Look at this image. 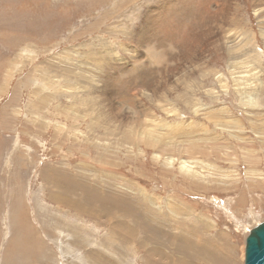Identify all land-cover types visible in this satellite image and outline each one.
<instances>
[{
    "label": "rangeland",
    "instance_id": "rangeland-1",
    "mask_svg": "<svg viewBox=\"0 0 264 264\" xmlns=\"http://www.w3.org/2000/svg\"><path fill=\"white\" fill-rule=\"evenodd\" d=\"M260 2L0 0V264H175L179 240L189 264H244L245 238L264 221ZM143 28L151 43L140 46ZM234 30L254 44L240 48ZM149 44L166 56L148 77L135 66L153 63ZM126 211L145 215L154 238L138 246L137 225L123 238L102 225Z\"/></svg>",
    "mask_w": 264,
    "mask_h": 264
},
{
    "label": "bare ground",
    "instance_id": "bare-ground-1",
    "mask_svg": "<svg viewBox=\"0 0 264 264\" xmlns=\"http://www.w3.org/2000/svg\"><path fill=\"white\" fill-rule=\"evenodd\" d=\"M258 2H259V0H258ZM105 3V2H104ZM180 3V2H179ZM261 6L260 7H258L257 9H256V13H257V11H259V10H263V7H264V0H262V2H260L259 3ZM164 6H166L167 7V4L166 3H164L163 4ZM187 5V4H186ZM190 7V6H189ZM176 9V8H175ZM174 9V10H175ZM177 12V11H176ZM263 13H264V11L261 13V21H262V23H264V15H263ZM173 20H175V19H173ZM173 23H174V21H173ZM116 28V27H115ZM232 30V29H231ZM235 31V30H234ZM243 33H238V32H236L235 31V35L232 37V39H231V41L233 42V43H236V42H240V48H243V45H245L246 43H250V44H254V40L252 39V37H250V36H247V37H243V36H241ZM262 34H264V31H262ZM149 34L146 32V31H144V28H143V30H141V32L139 33V35H138V37H139V45L141 46V45H144V44H146V43H151V38H149ZM239 36H241V39L239 38ZM150 46H149V48L147 47L146 49H147V51L149 52V54H150V57H151V59H152V61H153V63H149V65H147V66H143V65H141V62L143 61V59L141 58V59H139V61H140V64L138 65H136L135 67H137V68H144V69H146V70H144L143 72H142V75L143 76H150L151 74H153V72H152V70H157V72H158V70H159V68L161 67V65L160 64H163V62L165 61V56H166V54L164 53V52H166V50L165 49H163V48H160V49H158V48H156V47H153V45L152 44H149ZM251 51H253V50H251ZM253 52H255V51H253ZM113 53V52H112ZM231 53V52H230ZM99 54V53H98ZM136 54L137 53H134L133 54V57H136ZM107 55V54H106ZM109 55V54H108ZM99 56V55H98ZM102 56L104 57V60L105 59H107L106 57H105V55L104 54H102ZM112 56V55H111ZM115 57H113L112 56V59H114ZM120 59V58H119ZM150 59V60H151ZM116 61H117V59H116ZM115 61V62H116ZM134 61H136V59L134 60ZM149 61V60H148ZM73 63V62H72ZM146 63V62H145ZM230 63L232 64V66H231V69H230V71H231V73H232V77L235 79V81H237V78L236 77H238V76H235L234 74L236 73L234 70H235V64H234V62L233 61H230ZM71 64V63H70ZM148 64V63H147ZM153 64H155V65H153ZM159 64V65H158ZM73 65H74V63H73ZM233 66H234V68H233ZM74 67H75V65H74ZM103 70V69H102ZM129 70H133V68L132 67H130L129 68ZM236 70H237V68H236ZM126 71V70H125ZM229 71V72H230ZM131 72V71H130ZM235 72V73H234ZM241 73V72H240ZM246 74V73H245ZM99 76V75H98ZM242 76V75H241ZM244 77V76H243ZM246 77V76H245ZM240 78V77H239ZM244 79V78H243ZM248 80V79H247ZM143 82V81H142ZM220 82H222V81H220ZM242 82V81H241ZM244 82V81H243ZM247 82V81H246ZM88 83H89V81H88ZM144 84V83H143ZM222 84V88H224L226 85L224 84V83H221ZM244 84V83H243ZM247 84V83H246ZM92 86H91V90H97L98 88H100V90H104V86L102 87V86H94L93 84H91ZM248 86L247 87H249V86H255L254 85V83H249V84H247ZM234 86H235V90H238L241 94H250V91H247V90H241V89H243L246 85H244L243 87L242 86H240L239 84H238V82H235V84H234ZM75 88H77V87H75ZM104 91H106V90H104ZM243 105L244 106H246V108H251V110H252V107H254L255 106V101H253L252 99H250V100H244L243 101ZM198 108V107H197ZM196 108V109H197ZM200 108V107H199ZM127 110H128V112H131L132 113V110L131 109H129V108H126ZM193 109V108H192ZM229 111V110H228ZM248 114L249 115H253V114H251V112H248ZM172 115V114H171ZM256 116V115H255ZM146 120H148V119H146ZM221 123V122H220ZM225 124V123H224ZM228 126V125H227ZM222 128H224V126H222ZM249 154V153H248ZM154 156L155 157H159L160 155H159V152L158 153H156V154H154ZM165 159H166V162L168 163V164H172L173 162H174V160H177L179 163H180V166H179V170L182 172V173H184L185 175H187L192 181H194V179H198L199 181H201V180H203L204 178H205V174H203L202 173V171L199 169L200 167H197V165L195 164V165H193V164H191V163H193V161H190V160H187V159H181V158H178V159H175V157H172V156H170V155H167L166 157H164ZM202 167V166H201ZM194 168H196V169H194ZM208 173V172H207ZM206 179V178H205ZM204 179V180H205ZM206 181V180H205ZM205 183V182H204ZM51 184L52 185H55L56 184V180H54V182H53V180H51ZM56 186V185H55ZM66 190H68V191H70L69 189H66ZM142 192H144L143 190H142ZM144 194V193H143ZM146 194V193H145ZM100 197H102V196H100ZM82 198L84 199L83 201H84V203L86 204V205H90V204H92V202H93V200L94 199H96V200H98V198H99V196L95 193V190L93 189V190H91V188L89 187V188H86L85 189V191H84V193H83V196H82ZM105 199H106V197H105ZM104 199V200H105ZM101 200H102V198H101ZM119 200V199H118ZM175 200L177 201V199H175L174 197L172 198V203H174L175 202ZM168 201H170V199H168ZM94 203H96V202H94ZM103 203V202H102ZM117 203V202H116ZM116 203H114V205L116 204ZM154 204H156V202L154 203ZM92 205H94V204H92ZM92 205L90 206V207H92ZM113 205V206H114ZM119 204H117V206H116V208L117 209H119L120 207H122V205L121 206H118ZM156 205H158V204H156ZM69 206H71V208H75V209H77V210H80V207L78 206V204L77 203H70L69 204ZM95 206V205H94ZM103 206V205H102ZM160 207V206H159ZM87 208H89V206H87ZM169 208H170V206H169ZM173 208H174V206H173ZM83 209V208H82ZM81 209V210H82ZM171 209V208H170ZM169 210V209H168ZM172 210V209H171ZM95 211V210H94ZM100 211H101V209H100ZM115 211V213L117 214V210H114ZM170 211V210H169ZM172 212H174V211H172ZM86 213V212H85ZM171 213V212H170ZM175 213V212H174ZM92 214V213H91ZM74 215H75V213H74ZM77 215L78 214H76V218H77ZM92 215H98L97 213H93ZM126 215H129V216H131V219H129L128 221H126L125 219H120V220H117V223L116 222H111V220H112V218H115V217H107L108 215H105L104 214V216H105V219H104V221L102 222V225L103 226H105L106 228H107V230H108V232L110 231L111 232V234L116 238V235L117 234H115L114 232H113V228L115 227V224H117V226L119 227V229H120V231L119 232H121V237L123 238L124 237V235H125V237H135V236H137L138 235V229L135 227V225H137L139 228H140V230H141V232L143 233V234H145V236L147 237V238H144L143 236V239L142 238H139V239H142L141 241H139L138 242V246H142L143 244H145V240H147L148 239V236L149 237H153L154 238V234L156 233V232H158L157 230L158 229H155V228H153V224L151 225L150 223H149V221L147 220L146 221V216L145 215H143V214H141L140 212L139 213H136V212H128V211H126ZM124 218H126V217H124ZM132 221V223H128L129 221ZM49 225V224H48ZM254 228V227H253ZM253 228H251L250 230H249V232L253 229ZM148 230L150 231V232H148ZM160 232V231H159ZM141 237V236H140ZM152 238V239H153ZM173 239H175L174 238V235H173V237H172ZM92 240V239H91ZM175 240H177V239H175ZM179 240V239H178ZM137 242V241H136ZM111 243V244H110ZM110 243H109V245L110 246H112V247H115V248H117V249H119L118 248V246H121L120 244H118L117 246H114V242H111L110 241ZM181 244H183V245H185V246H183V245H181ZM189 244H191V243H187V244H185V243H183V242H181L180 240H179V242H178V244H175L174 245V248L177 250V252H179L181 255H182V259H180L179 261H176V263L175 264H189V261L187 260V258L189 257V255H188V252L186 251V250H184L185 248H187L188 246H189ZM95 245H97L96 243H95ZM193 245V244H192ZM100 245H98V247H99ZM211 246H208V247H206V246H204V247H199V250L198 251H196V252H201V251H203L205 248L208 250V251H212L213 250V248H210ZM196 248V247H195ZM154 250V249H153ZM183 250V251H182ZM193 250V249H192ZM107 251V250H106ZM149 251V250H148ZM157 251V250H156ZM154 253H156V252H154ZM197 254V253H196ZM87 255V254H86ZM192 256V255H191ZM89 257L90 256H88V259H89ZM108 258V257H107ZM100 259V257L98 256L97 257V261L99 260V262L100 263H104V264H111V262H109V260L108 259ZM97 261H96V263H97ZM86 262V261H85ZM113 264V263H112ZM174 264V263H173ZM207 264H214L213 263V261L212 262H208L207 261ZM221 264V263H220ZM228 264H234V261L232 260V259H228Z\"/></svg>",
    "mask_w": 264,
    "mask_h": 264
},
{
    "label": "water",
    "instance_id": "water-1",
    "mask_svg": "<svg viewBox=\"0 0 264 264\" xmlns=\"http://www.w3.org/2000/svg\"><path fill=\"white\" fill-rule=\"evenodd\" d=\"M244 264H264V221L257 224L245 238Z\"/></svg>",
    "mask_w": 264,
    "mask_h": 264
}]
</instances>
